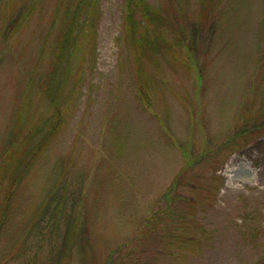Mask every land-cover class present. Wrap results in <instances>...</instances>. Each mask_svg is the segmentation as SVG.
Listing matches in <instances>:
<instances>
[{"label":"rangeland","instance_id":"1","mask_svg":"<svg viewBox=\"0 0 264 264\" xmlns=\"http://www.w3.org/2000/svg\"><path fill=\"white\" fill-rule=\"evenodd\" d=\"M147 2L0 0V264H264V0Z\"/></svg>","mask_w":264,"mask_h":264},{"label":"trees","instance_id":"2","mask_svg":"<svg viewBox=\"0 0 264 264\" xmlns=\"http://www.w3.org/2000/svg\"><path fill=\"white\" fill-rule=\"evenodd\" d=\"M137 16L140 17V21L156 27L161 15L154 6L148 4L147 0H125L124 23L129 35L128 42L135 51L137 63L141 64L143 60L142 47L144 34H140V24L137 21ZM68 29L69 31H67L68 33L64 40L63 49L68 46L70 39L74 35V23H71ZM49 135H51V129L44 138L45 146L49 142H46V138Z\"/></svg>","mask_w":264,"mask_h":264}]
</instances>
